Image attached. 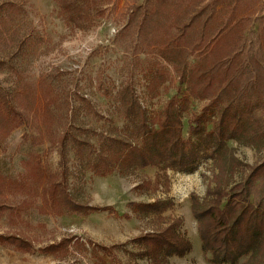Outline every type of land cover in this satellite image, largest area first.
Returning <instances> with one entry per match:
<instances>
[{
    "label": "rangeland",
    "instance_id": "rangeland-1",
    "mask_svg": "<svg viewBox=\"0 0 264 264\" xmlns=\"http://www.w3.org/2000/svg\"><path fill=\"white\" fill-rule=\"evenodd\" d=\"M5 3H11L12 8ZM143 3L144 0H96L103 14L94 17L90 29L81 31L64 23L54 0H0V177L12 181H0V203L21 207L0 213V233H17L33 245L27 253H21L20 248L0 240V264H151L145 258L130 256L136 252L131 240L174 219L180 220L179 233L191 248L182 257L166 258L163 264H208L200 251L196 222L188 212L190 197L201 198L207 186H214L217 170L209 160L201 161L190 174L166 171V184L152 190L136 185L152 181L154 168L97 177L87 170L77 171V161L69 152L70 174L65 183L70 198L78 204L110 206L115 215L61 214L45 208L38 211L40 187L57 171V154L46 141L50 131H39L43 127L39 85L46 86L42 80L51 85L63 107L67 103L72 109L67 127H85L94 132L96 136L89 137L94 146L97 134L113 133L122 125L115 102L120 86H129L149 114H156L172 96L186 95L185 86L178 82L171 66L149 47L154 36L161 40L166 36L167 21L157 23L151 19L142 37L135 35V24H126L129 9ZM246 6L247 2L240 0V9ZM166 11L174 8L170 6ZM251 12L261 13L260 4L256 3ZM226 13L223 8L220 14ZM254 28L255 25L253 31ZM254 37L248 34L247 40L253 43ZM80 99L86 100L92 110L80 106ZM206 103L189 98L181 119L183 139L187 138V118ZM255 114L264 117V110ZM49 129L62 130L58 124ZM33 137L39 142L34 144ZM226 146L242 165L252 167L264 159V147L253 149L234 141H227ZM246 172L247 168L236 167L225 179L237 182ZM13 179L27 182L19 185ZM153 200L171 203L158 219L137 218L126 206L130 201ZM62 239H69L64 248L47 254L40 251ZM245 260L242 257L237 264Z\"/></svg>",
    "mask_w": 264,
    "mask_h": 264
},
{
    "label": "trees",
    "instance_id": "trees-1",
    "mask_svg": "<svg viewBox=\"0 0 264 264\" xmlns=\"http://www.w3.org/2000/svg\"><path fill=\"white\" fill-rule=\"evenodd\" d=\"M245 1L247 8L242 9L240 0H144L131 7L126 24H135L137 37H142L151 19L167 21L166 36L162 40L154 36L149 47L171 66L186 95L172 96L156 114H149L129 86H120L115 102L122 125L113 133L97 134L96 146L89 140L96 136L94 132L67 127L72 109L67 103L63 107L51 85L42 80L46 86L39 85L43 94V127L39 131H50L46 141L57 154V171L43 185L49 209L61 214L115 215L110 206L78 204L70 198L65 183L70 174L69 152L77 161V171L87 170L97 177L154 168L152 181L136 185L152 190L166 184V171L190 174L201 161L209 160L217 170L214 186H207L201 198L191 196L189 204L205 261L237 264L246 257L239 264H264V159L252 167L242 165L226 146L227 141H234L253 149L264 147V117L255 114L264 110V14L251 12L258 0ZM54 2L64 23L81 31L90 29L94 17L103 14L96 0ZM5 5L12 8L11 3ZM170 6L174 11L167 12ZM223 8L225 16L220 14ZM248 34L255 36L253 43L247 40ZM189 98L207 103L187 118V138L183 139L181 119ZM80 102L85 110H92L86 100ZM60 108L64 109L62 113ZM53 124L62 130L49 129ZM32 140L34 144L39 142L34 137ZM240 166L247 172L239 181L228 183L225 178ZM126 206L137 218L158 219L171 203L130 201ZM180 224L174 219L156 231L134 237L131 242L136 252L130 256L145 258L151 264H163L170 256H184L191 246L179 233ZM0 240L23 253L32 248L14 236H0ZM67 243L69 239H62L40 251L47 254Z\"/></svg>",
    "mask_w": 264,
    "mask_h": 264
},
{
    "label": "crops",
    "instance_id": "crops-1",
    "mask_svg": "<svg viewBox=\"0 0 264 264\" xmlns=\"http://www.w3.org/2000/svg\"><path fill=\"white\" fill-rule=\"evenodd\" d=\"M259 1V4H260V6H261V14H264V0H258ZM39 178V177H38ZM39 179H41V178H39ZM38 179V180H39ZM18 180V179H17ZM14 180L13 179V181H14V183L15 182H18L19 181V185H22L23 184V182H25L26 181V179H20V180ZM29 178H27V181L29 182ZM0 181H4V182H6L7 181V183L8 182H12L10 179H5V178H2V177H0ZM23 181V182H22ZM26 181V182H27ZM47 182V181H46ZM45 182V183H46ZM45 183L43 184V185H45ZM43 185H41V187H40V192H41V204H40V206L38 207L39 209H38V211L40 210V211H42L44 208L45 209H47V211H48V209H49V206H48V201H47V197H46V195H45V193L43 192ZM29 206H31L30 204L28 205V207ZM8 208H10V209H12V208H18V209H21V207H14V206H9V205H5V204H1L0 203V213H2L3 211H5L6 209H8ZM13 211V210H12ZM47 211H45V212H47ZM14 212V211H13ZM16 212V211H15ZM19 214V211H18V213H17V215ZM188 216L190 217L191 215H190V212H188ZM0 236H14V237H16V238H19V239H22V240H24V241H26V242H28L29 244H30V246L32 247L33 245H32V243H31V241H29V240H27L26 239V237H24V236H21V235H18L17 233H10V232H3V233H0ZM6 244V243H5ZM53 243H49V244H47V245H52ZM46 245V246H47ZM21 253H23V252H21ZM25 253H27V252H25Z\"/></svg>",
    "mask_w": 264,
    "mask_h": 264
}]
</instances>
